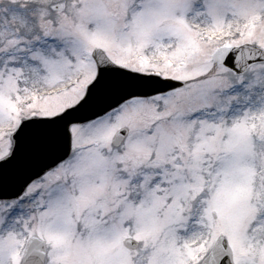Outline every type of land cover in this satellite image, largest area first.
I'll use <instances>...</instances> for the list:
<instances>
[{
    "label": "snow or ice",
    "instance_id": "snow-or-ice-1",
    "mask_svg": "<svg viewBox=\"0 0 264 264\" xmlns=\"http://www.w3.org/2000/svg\"><path fill=\"white\" fill-rule=\"evenodd\" d=\"M0 264H264V0H0Z\"/></svg>",
    "mask_w": 264,
    "mask_h": 264
}]
</instances>
